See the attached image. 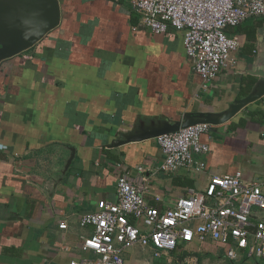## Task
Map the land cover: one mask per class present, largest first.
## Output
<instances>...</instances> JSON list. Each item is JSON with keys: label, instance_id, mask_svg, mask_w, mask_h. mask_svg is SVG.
<instances>
[{"label": "crops", "instance_id": "0c3cea01", "mask_svg": "<svg viewBox=\"0 0 264 264\" xmlns=\"http://www.w3.org/2000/svg\"><path fill=\"white\" fill-rule=\"evenodd\" d=\"M61 3L60 25L0 65V264L92 257L82 239L93 226L81 218L117 202L124 171L136 184L146 178L145 198L159 209L189 188L203 191L215 174L264 179V97L203 134L210 150L197 155L206 163L202 171H161L156 138L108 146L142 123L222 112L246 96L249 80L258 79L246 69L264 53V16L227 28L241 37L238 61L204 87L183 33L171 26L152 32L130 0ZM122 255L125 264H264L244 252L230 259L211 238L183 243L169 255L139 244Z\"/></svg>", "mask_w": 264, "mask_h": 264}, {"label": "built area", "instance_id": "2783aa9c", "mask_svg": "<svg viewBox=\"0 0 264 264\" xmlns=\"http://www.w3.org/2000/svg\"><path fill=\"white\" fill-rule=\"evenodd\" d=\"M130 2L141 23L152 32L165 33L171 26L183 33L186 54L204 87L238 61L241 37L229 35L227 28L264 16V0ZM211 127L198 123L158 136L164 154L161 171L172 173L180 167L204 170L206 163L197 155L209 152V143L202 136ZM138 169L143 171L142 166ZM142 179L136 184L126 171L120 173L117 202L105 201L97 211L82 216V225L93 226L92 233L83 237L82 247L94 255L72 264H125L123 251L136 244L153 247L156 255H169L183 243L208 238L225 245L230 259L244 252L248 258L264 262V179L248 181L240 171L215 174L203 191L189 188L187 195L166 209L147 201L146 178ZM258 211L261 215L254 219ZM66 226L60 223L61 228ZM176 264L184 262L177 259Z\"/></svg>", "mask_w": 264, "mask_h": 264}, {"label": "water", "instance_id": "95a60500", "mask_svg": "<svg viewBox=\"0 0 264 264\" xmlns=\"http://www.w3.org/2000/svg\"><path fill=\"white\" fill-rule=\"evenodd\" d=\"M61 19V0H0V65L40 42L60 25ZM246 72L258 79L251 91L236 99L227 110L190 111L181 120L142 123L108 146L118 147L130 142L157 138L198 123L220 125L228 122L249 104L264 97V53L249 63Z\"/></svg>", "mask_w": 264, "mask_h": 264}, {"label": "trees", "instance_id": "16d2710c", "mask_svg": "<svg viewBox=\"0 0 264 264\" xmlns=\"http://www.w3.org/2000/svg\"><path fill=\"white\" fill-rule=\"evenodd\" d=\"M255 82L256 79L254 78L250 79L248 85L243 89L242 94L247 95L250 92L252 86L255 84Z\"/></svg>", "mask_w": 264, "mask_h": 264}]
</instances>
